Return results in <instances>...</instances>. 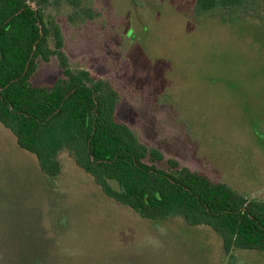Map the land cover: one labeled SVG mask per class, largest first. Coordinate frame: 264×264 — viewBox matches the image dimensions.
Returning a JSON list of instances; mask_svg holds the SVG:
<instances>
[{"label":"rangeland","instance_id":"1","mask_svg":"<svg viewBox=\"0 0 264 264\" xmlns=\"http://www.w3.org/2000/svg\"><path fill=\"white\" fill-rule=\"evenodd\" d=\"M82 1L100 15L81 17L64 0L45 10L70 68L111 81L116 117L145 145L264 200V6L234 22H194L192 0ZM60 75L52 56L31 80ZM57 158L52 179L0 123V264H264V251L226 253L206 225L140 216L68 151Z\"/></svg>","mask_w":264,"mask_h":264},{"label":"trees","instance_id":"2","mask_svg":"<svg viewBox=\"0 0 264 264\" xmlns=\"http://www.w3.org/2000/svg\"><path fill=\"white\" fill-rule=\"evenodd\" d=\"M64 1L81 17L100 15L83 7L82 0ZM48 4L0 0V123L18 146L34 154L52 179L61 169L57 155L66 150L106 196L140 216H177L190 225H206L222 239L226 253L236 248L264 251V200L248 199L140 141L115 115L119 93L111 81L70 68L61 29L45 15ZM263 6L264 0H192L185 15L194 22L210 14L234 22ZM52 56L62 75L52 83H33L39 60L49 62Z\"/></svg>","mask_w":264,"mask_h":264},{"label":"water","instance_id":"3","mask_svg":"<svg viewBox=\"0 0 264 264\" xmlns=\"http://www.w3.org/2000/svg\"><path fill=\"white\" fill-rule=\"evenodd\" d=\"M27 1L29 2V0H27ZM31 6H32V8L35 9V3L34 2H32Z\"/></svg>","mask_w":264,"mask_h":264}]
</instances>
